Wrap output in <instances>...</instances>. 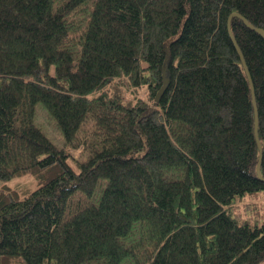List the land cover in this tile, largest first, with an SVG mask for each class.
<instances>
[{
    "label": "trees",
    "instance_id": "trees-1",
    "mask_svg": "<svg viewBox=\"0 0 264 264\" xmlns=\"http://www.w3.org/2000/svg\"><path fill=\"white\" fill-rule=\"evenodd\" d=\"M25 174L0 264L264 263L232 213L264 191V0H0V181Z\"/></svg>",
    "mask_w": 264,
    "mask_h": 264
},
{
    "label": "rangeland",
    "instance_id": "rangeland-1",
    "mask_svg": "<svg viewBox=\"0 0 264 264\" xmlns=\"http://www.w3.org/2000/svg\"><path fill=\"white\" fill-rule=\"evenodd\" d=\"M111 90H114V88ZM124 98L131 97V89H123ZM141 97H145L144 90L140 92ZM40 124L45 128L47 134L51 136L52 129L48 127L46 121L41 117L39 118ZM37 186L35 180L25 174L20 177H14L8 181H0V187H7L15 191L18 195L24 196L27 192L31 191ZM235 215H237L243 221H249L250 224H261L264 221V191L254 192L245 195L242 200L232 207ZM249 224V225H250Z\"/></svg>",
    "mask_w": 264,
    "mask_h": 264
},
{
    "label": "water",
    "instance_id": "water-1",
    "mask_svg": "<svg viewBox=\"0 0 264 264\" xmlns=\"http://www.w3.org/2000/svg\"><path fill=\"white\" fill-rule=\"evenodd\" d=\"M235 15L240 17L238 14H235ZM241 19L243 20V22L246 23V21L243 18H241ZM167 83H168V80L164 76V70H163L162 86H161V88L159 89V91H158V93L156 95V101H158V99L161 97L162 93L164 92L165 88L167 87ZM254 133H255L256 142H257V145H258V148H259V159H258L257 166H256V174H257L258 177H260L261 146H260L259 140L257 138V122L256 121H255V125H254ZM262 264H264V263H262Z\"/></svg>",
    "mask_w": 264,
    "mask_h": 264
},
{
    "label": "bare ground",
    "instance_id": "bare-ground-1",
    "mask_svg": "<svg viewBox=\"0 0 264 264\" xmlns=\"http://www.w3.org/2000/svg\"><path fill=\"white\" fill-rule=\"evenodd\" d=\"M253 105H254V107H255L254 101H253ZM255 121L257 122L256 110H255ZM260 177H261V175H260Z\"/></svg>",
    "mask_w": 264,
    "mask_h": 264
}]
</instances>
